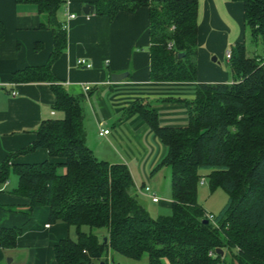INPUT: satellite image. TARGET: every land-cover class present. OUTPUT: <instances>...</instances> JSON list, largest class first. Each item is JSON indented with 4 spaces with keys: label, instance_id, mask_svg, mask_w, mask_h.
<instances>
[{
    "label": "trees",
    "instance_id": "1",
    "mask_svg": "<svg viewBox=\"0 0 264 264\" xmlns=\"http://www.w3.org/2000/svg\"><path fill=\"white\" fill-rule=\"evenodd\" d=\"M238 1L245 5L247 30L250 26L253 37L264 41V0ZM17 2L37 5L41 26L53 32L55 49L47 64L19 70L12 81L51 82L54 106L64 116L44 120L37 139L6 158L0 182L15 172V192L30 200L27 212L48 206L52 223L75 229V238L55 245L57 264H121L116 258L144 256L148 264H264V60L248 56L245 42L236 44L230 58L234 82H198L195 97L184 100L189 118L184 127L162 126L158 111L149 105L131 107L167 146L153 173L171 167L172 213L155 218L128 165L95 154L83 96L68 92L52 72L68 44L58 17L66 0ZM142 6L150 10L151 79L197 81L199 0H100L96 11L114 19ZM4 36L0 21V40ZM170 42L172 50L167 49ZM41 148L61 161L11 163L13 157ZM203 178L212 190L221 187L229 196L215 221L198 200ZM21 232L20 227L0 229V239L14 247Z\"/></svg>",
    "mask_w": 264,
    "mask_h": 264
},
{
    "label": "crops",
    "instance_id": "2",
    "mask_svg": "<svg viewBox=\"0 0 264 264\" xmlns=\"http://www.w3.org/2000/svg\"><path fill=\"white\" fill-rule=\"evenodd\" d=\"M99 1L66 0L60 9L58 17L66 28L68 44L53 63L52 72L68 92L83 96L88 140L95 154L127 164L137 187L140 178L145 185L157 172L153 170L165 157L167 146L131 107L141 102L158 111L162 126H186L189 118L184 100L195 97L198 82H234L227 52L246 42L245 5L238 0H199L197 81L156 82L150 77L149 7L120 12L112 19L97 13ZM87 3L95 6L89 14L83 10ZM0 21L5 28L0 40L1 165L10 154L37 139L44 120L64 114L54 106L51 82L12 81L19 70L47 64L55 49L53 32L41 26L37 5L0 0ZM80 58L92 62L93 67L78 66ZM124 73L127 77L123 80H112V75ZM86 85L91 89L86 90ZM100 128L109 129V134L100 136ZM47 159L61 161L41 148L17 155L11 163L32 164ZM18 183L15 172L6 183L0 182V229L22 228L16 246L10 247L0 239V264H57L54 247L62 239L73 237V228L65 222L52 223L48 206L27 212L30 200L15 192ZM165 264L170 262L166 260Z\"/></svg>",
    "mask_w": 264,
    "mask_h": 264
},
{
    "label": "rangeland",
    "instance_id": "3",
    "mask_svg": "<svg viewBox=\"0 0 264 264\" xmlns=\"http://www.w3.org/2000/svg\"><path fill=\"white\" fill-rule=\"evenodd\" d=\"M248 36L245 44L247 45V55L256 58L259 62L264 60V41L261 36L254 38L251 34V27L247 30ZM208 171H202L206 174ZM137 182L138 192L143 203L151 214L157 218L159 216L170 215L172 206H169L172 200V170L169 166H164L159 169L150 179L146 180L145 185L142 178ZM149 188L150 192L146 189ZM156 193L162 203L156 204L153 202L152 194ZM228 193L221 187L215 190L211 189L210 183L205 178V183L199 185L198 200L205 208L207 213L218 214L228 201ZM75 229L73 228L72 235L75 238ZM119 256V255H118ZM117 263L121 264H148V257L144 256L142 260H133L126 257L116 258Z\"/></svg>",
    "mask_w": 264,
    "mask_h": 264
},
{
    "label": "built area",
    "instance_id": "4",
    "mask_svg": "<svg viewBox=\"0 0 264 264\" xmlns=\"http://www.w3.org/2000/svg\"><path fill=\"white\" fill-rule=\"evenodd\" d=\"M72 17H74V15H72ZM172 48H173V43L170 42L167 45V49L168 50H172ZM231 55H232V51L229 50L227 52V58L230 59L231 58ZM77 64H78V66L84 67V68H92L93 67V63L92 62H89L86 58H80L78 60ZM85 88H86V90H90L91 89V86L90 85H86ZM109 132H110L109 129L100 128V130H99L100 136H105V135L109 134ZM201 183L202 184L205 183V178L202 179V182ZM146 190L150 192V189L149 188H147ZM152 197H153V201L154 202H158L160 200V198L155 193L152 194ZM206 216H207V218H209L212 221H215V219H216V215L215 214L207 213ZM0 245H1V242H0Z\"/></svg>",
    "mask_w": 264,
    "mask_h": 264
},
{
    "label": "water",
    "instance_id": "5",
    "mask_svg": "<svg viewBox=\"0 0 264 264\" xmlns=\"http://www.w3.org/2000/svg\"><path fill=\"white\" fill-rule=\"evenodd\" d=\"M94 9H95V6L93 4H89V3H87L83 8L84 12L87 14H89L90 12H93ZM183 55H184V53H181L180 57H183ZM213 59L216 60L217 58L214 57ZM125 77H127V74H125V73L124 74H114V75H112V80L113 81H120V80H123ZM205 222H208V220H205ZM107 240H108L107 237H105L104 242L106 243ZM217 252L220 254H224V250H222L220 248L217 249ZM8 262H11V258L9 259Z\"/></svg>",
    "mask_w": 264,
    "mask_h": 264
}]
</instances>
